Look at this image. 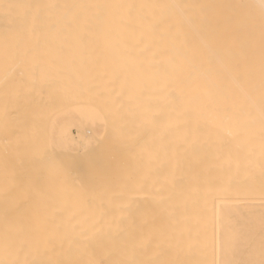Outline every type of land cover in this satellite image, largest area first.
Segmentation results:
<instances>
[{
    "label": "bare ground",
    "instance_id": "1",
    "mask_svg": "<svg viewBox=\"0 0 264 264\" xmlns=\"http://www.w3.org/2000/svg\"><path fill=\"white\" fill-rule=\"evenodd\" d=\"M80 79L85 140L129 163L89 180L38 127L69 107L42 90ZM247 122L264 123V0H0V264H208L213 203L241 188L213 183L227 149L205 129Z\"/></svg>",
    "mask_w": 264,
    "mask_h": 264
},
{
    "label": "rangeland",
    "instance_id": "2",
    "mask_svg": "<svg viewBox=\"0 0 264 264\" xmlns=\"http://www.w3.org/2000/svg\"><path fill=\"white\" fill-rule=\"evenodd\" d=\"M97 50H100V49H97ZM103 50H106V49H103ZM86 58H85V61L89 63L85 64V62H83L82 60V62H79L78 64H76V67L79 68V66H81V64L83 65V63L85 66L87 64L88 65L91 64L92 62L96 64L95 61L97 60H94V59L92 60L90 57H88L87 59ZM90 60H92V62ZM99 61H97L98 62L97 64H100L101 67L103 63H105L104 64L105 66H107L108 64L109 66H112L115 64L114 62H112V65L111 63H108L110 62L108 58H103L102 60L100 59ZM94 63L91 64V66L89 65L90 67L87 66V68L89 69H91V67L95 69L100 68L99 65H98L99 67L96 65L97 66L96 68ZM120 66H119V62H117V66L114 65L115 68L120 67ZM83 80H81L82 82L73 81L71 84L66 83V85H63L62 87L60 86V88H62L60 90L59 88H53V87L47 88L48 90L47 89L42 90V92L45 94L44 96L46 97L45 98L46 101L53 103L51 101H53L55 98L56 99L54 101L60 99V100L66 101L69 107L68 109H65L64 111L60 110L58 113H56L55 111L54 113L52 112V114L49 113L50 115L48 114V116L44 115V117L46 118L48 117V118L46 119L43 117L40 120H42L44 123V119H46L45 120L46 124L45 123L43 124L42 122H38L40 123L38 124V127H40L41 125H45L44 128L42 126L43 128L42 129L43 131L41 130L42 135L43 134L46 135V133H48V135H46L49 137L47 144L51 141L52 144L54 143L53 145H51L52 147L55 148L56 145H58L55 148L56 151L53 148L55 152H57L58 150V153H56L57 155L61 153L58 157L61 158V156H65V158H62L64 160L69 158L70 160L68 159L66 162L69 163L70 165L73 164L72 165L73 167H74V163H73L74 159L72 158L74 157L76 158L75 164L76 166L78 165L79 167H80V164L82 163V160H84L85 164L83 162V165L85 166L82 167V164H81L82 170L79 167H76V169H74L75 168L74 167L71 170L74 169L76 172L77 170L80 169L79 170L80 172L79 171L76 172L77 173L76 176L82 179H84L83 177L85 176V179L89 180L91 176H93L96 173H100V171H104V170L114 168V167L116 168L117 166L120 167V165L127 168L129 163L127 162L128 160L125 158L126 154L124 153V151H122L120 147L119 148L115 147L114 143L107 142V141L102 142L101 140V144H100V138L97 133L95 137L99 138V140H97L96 142L89 141L87 139L85 140L83 136L84 134L83 130L87 128L93 129V126H94L93 122H94V118H96V112L93 109L95 107L92 106L93 102L88 97H86L87 95L86 86H89L90 83L86 84V82L88 81L85 79ZM73 90L75 91L73 92ZM62 92H65V93H62ZM81 92H83L84 94ZM53 93H55L53 95L54 99L50 97ZM61 93L62 95H60ZM63 94L67 95L66 96L67 98L66 97L63 98L64 97ZM75 98L76 100L74 101ZM50 99L52 100L50 101ZM45 103H42V104H45ZM46 105H48V103L44 105L45 110H47V108L45 107ZM245 115L247 116V113H245ZM49 116L51 118H49ZM81 121L83 122V124ZM52 122L53 124H51ZM35 126H37V123L35 124ZM49 126H50V129L48 128ZM45 128H46V131H45L46 133H44ZM205 131H211V132L222 131L223 132L221 134H218L217 136L210 138V142H209L210 149L208 151L217 150L220 145H224L227 149V156L225 157V159L221 160L222 167L220 165L218 167L219 176L222 177V179L217 180L213 183H217V184L221 182L223 184L232 183L231 185H236V186H237L236 183H238L237 188L238 187L241 188V190L237 194L238 191L235 192L233 189L234 186L230 185L232 187V190L234 191L233 192L234 195L233 194H232L233 196L231 195L232 190L230 191L225 190L224 192L226 191H228L227 193L230 192V194L225 193V196H223L226 198V199L223 198L226 201L220 202V203L218 201L217 205L215 204L216 202L213 203L215 206L214 212L212 213V216L210 215L208 217L209 219L207 222V230H208L207 238L209 239L207 240L210 242V245L208 247L209 253L208 251H206L208 255L207 259L209 260V261L207 260L208 264H264V123L247 122L243 124L242 126H237V127H235L234 124H231V126L224 128V129L209 128V129H205ZM50 134L52 135V137ZM55 136H56V139H55ZM43 138L45 139L46 137L44 136ZM6 142L3 145V149L5 147L4 153L5 152L6 153L4 154V156L7 155L8 157L9 155L8 151L9 150L11 151L15 147V144L11 142H8V144H6ZM97 143L100 145H97ZM47 144L45 145L47 146ZM127 144L129 143L123 144V147L125 148ZM49 146L46 147L45 151L47 149L48 150L51 149V146L50 148ZM96 146L98 147L96 148ZM20 148H22V150L21 149L19 150L23 152L24 150L23 147L20 146ZM99 148H101L102 150L104 149V151H102ZM59 150L61 152H59ZM63 151L70 153L69 155L71 156L65 155L66 152L63 153ZM90 151L92 155L88 154V152L90 153ZM74 152L76 155L74 154ZM81 152H84L83 153L84 155ZM119 152L121 153L118 154ZM48 154H52V153H48ZM54 155H51V156H54ZM82 155L85 156L86 158L83 157ZM77 157L80 159V161H78ZM99 158L100 160L98 161ZM102 159L105 161L106 165L103 164L104 162H102L103 161ZM8 161H9L8 158L5 159L4 164L5 165L7 164V166H11L12 163L9 161L10 163L9 164ZM96 162H98L101 168ZM91 163H94V164H91ZM100 163H102V165ZM116 163L119 165H117ZM103 166L104 167L106 166V167L103 168ZM11 167L13 168V166ZM101 169H104V170H101ZM81 172L83 173V177H79V176H82L80 175ZM87 174H89L90 177L89 176L86 177ZM228 195H229V198L231 199L227 198ZM211 208H213V206ZM209 211L211 213V210ZM191 263L194 264L193 258L191 260Z\"/></svg>",
    "mask_w": 264,
    "mask_h": 264
}]
</instances>
